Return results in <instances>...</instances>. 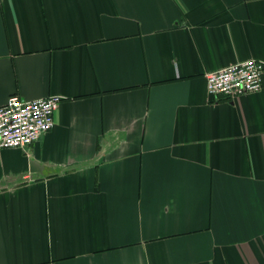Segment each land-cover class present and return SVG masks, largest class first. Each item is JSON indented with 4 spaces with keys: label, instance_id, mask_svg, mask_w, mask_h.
<instances>
[{
    "label": "crops",
    "instance_id": "obj_1",
    "mask_svg": "<svg viewBox=\"0 0 264 264\" xmlns=\"http://www.w3.org/2000/svg\"><path fill=\"white\" fill-rule=\"evenodd\" d=\"M264 0H0V105L62 97L0 147V264H264Z\"/></svg>",
    "mask_w": 264,
    "mask_h": 264
},
{
    "label": "built area",
    "instance_id": "obj_2",
    "mask_svg": "<svg viewBox=\"0 0 264 264\" xmlns=\"http://www.w3.org/2000/svg\"><path fill=\"white\" fill-rule=\"evenodd\" d=\"M264 62L247 59L206 73L207 91L215 99H235L261 89ZM62 97L25 99L14 94L0 105V147H27L55 125Z\"/></svg>",
    "mask_w": 264,
    "mask_h": 264
}]
</instances>
